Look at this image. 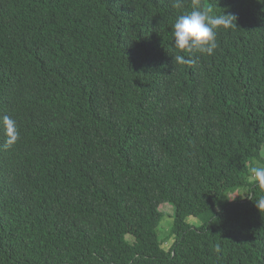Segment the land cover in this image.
I'll list each match as a JSON object with an SVG mask.
<instances>
[{
  "label": "trees",
  "instance_id": "obj_1",
  "mask_svg": "<svg viewBox=\"0 0 264 264\" xmlns=\"http://www.w3.org/2000/svg\"><path fill=\"white\" fill-rule=\"evenodd\" d=\"M175 4L0 0V264H264V2ZM193 8L237 17L212 55L173 45Z\"/></svg>",
  "mask_w": 264,
  "mask_h": 264
},
{
  "label": "clouds",
  "instance_id": "obj_2",
  "mask_svg": "<svg viewBox=\"0 0 264 264\" xmlns=\"http://www.w3.org/2000/svg\"><path fill=\"white\" fill-rule=\"evenodd\" d=\"M261 2H264V0H261ZM174 6L180 7L181 0H176ZM236 20L237 17L230 12L225 13L224 11L219 15H214L210 11L193 8L190 12H185L175 19L172 31L173 45L188 53L199 52L212 55L218 46L216 40L217 30L236 26ZM176 59L182 64L191 65L195 62L194 59L184 56H177ZM0 124L3 126L6 144H15L20 136L16 121L5 115L0 118ZM249 173L255 186L264 190V166H251ZM245 196L251 199L250 196ZM254 204L258 210H264V196H260L254 201Z\"/></svg>",
  "mask_w": 264,
  "mask_h": 264
},
{
  "label": "rangeland",
  "instance_id": "obj_3",
  "mask_svg": "<svg viewBox=\"0 0 264 264\" xmlns=\"http://www.w3.org/2000/svg\"><path fill=\"white\" fill-rule=\"evenodd\" d=\"M257 165L263 166L259 163ZM244 194H245L244 190L240 191L241 197H243ZM161 210L163 211L164 216H163V218L159 224V227H158V237H159L160 241H162V247L164 249H168L170 247V245L172 244V241H173V238L171 236H169V230H170L171 223H172L173 208L170 204L165 203L161 206ZM187 221L189 223H192L195 225L200 223L199 219L192 217V216L188 217ZM127 237L130 241H132L131 236H127Z\"/></svg>",
  "mask_w": 264,
  "mask_h": 264
}]
</instances>
